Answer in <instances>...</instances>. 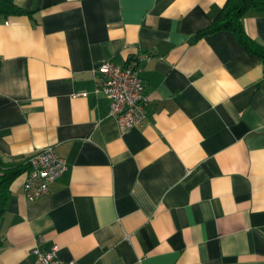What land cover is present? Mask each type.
<instances>
[{
    "label": "crops",
    "instance_id": "0c3cea01",
    "mask_svg": "<svg viewBox=\"0 0 264 264\" xmlns=\"http://www.w3.org/2000/svg\"><path fill=\"white\" fill-rule=\"evenodd\" d=\"M226 0H14L0 16V161L54 146L47 194L0 183V264L58 247L76 264H264V60ZM244 31L264 48V13ZM140 55H145L140 59ZM102 61L136 62L147 117L121 130L95 95Z\"/></svg>",
    "mask_w": 264,
    "mask_h": 264
},
{
    "label": "built area",
    "instance_id": "2783aa9c",
    "mask_svg": "<svg viewBox=\"0 0 264 264\" xmlns=\"http://www.w3.org/2000/svg\"><path fill=\"white\" fill-rule=\"evenodd\" d=\"M140 55L139 58H144ZM98 77L95 95L108 100V115L117 120L121 130L139 125L147 117V98L143 94L144 85L140 70L135 62L116 64L102 61L93 69ZM28 169L23 182L24 196L34 200L47 194L48 185L66 169V159L60 156L54 146H46L34 152L27 159ZM3 175L0 169V178ZM58 247L48 250L34 247L31 250V264H76L74 259L61 260L57 257Z\"/></svg>",
    "mask_w": 264,
    "mask_h": 264
},
{
    "label": "trees",
    "instance_id": "16d2710c",
    "mask_svg": "<svg viewBox=\"0 0 264 264\" xmlns=\"http://www.w3.org/2000/svg\"><path fill=\"white\" fill-rule=\"evenodd\" d=\"M264 13V0H226L223 7L214 17L212 22L199 31V34L217 30H229L233 32L242 47L247 51L261 57L264 60V48L256 45L244 31L242 18L248 10ZM26 11L19 8L14 0H0V16L7 18L12 15L24 14ZM0 169L3 175L2 181L9 182L24 169H28L27 162L23 165H11L0 161Z\"/></svg>",
    "mask_w": 264,
    "mask_h": 264
}]
</instances>
